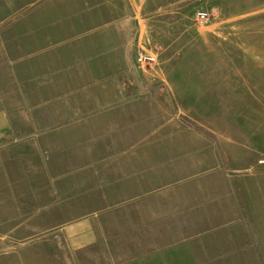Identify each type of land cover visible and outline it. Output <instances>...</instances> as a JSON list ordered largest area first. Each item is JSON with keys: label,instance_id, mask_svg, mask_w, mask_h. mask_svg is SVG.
Returning <instances> with one entry per match:
<instances>
[{"label": "crops", "instance_id": "1", "mask_svg": "<svg viewBox=\"0 0 264 264\" xmlns=\"http://www.w3.org/2000/svg\"><path fill=\"white\" fill-rule=\"evenodd\" d=\"M54 4L56 11L39 15L36 23L35 12L13 11L0 17L10 20L0 26V100L7 102L0 108V149L37 139L38 133L11 132L10 126L29 124L23 101L54 85L58 102L52 108L59 117L47 128L67 130L72 137L81 130L104 127L100 140L93 135V145L81 146L78 139L71 144L73 150L102 148L121 138L126 151L140 148L121 157L124 148L117 156L78 157L77 168L91 169L88 178H103L98 184L102 193L89 195L102 200L103 206L88 211L120 205L118 212L92 221L88 246L103 240L111 252L110 264L264 260V146L250 141L251 134L244 131L232 141L208 138L202 121L184 117L181 106L176 107L174 99L180 95L170 82L162 77L145 81L140 71L132 70L135 48L140 49L137 20L143 0H54ZM43 46L54 47L53 59L26 56ZM45 66L52 73L45 74ZM36 76L38 85L33 84L38 83ZM10 114L15 121L9 120ZM258 164L262 170H247ZM102 170L106 171L101 174ZM165 187L169 188L160 190ZM111 191L120 197L110 201V195H116ZM143 196L147 198L140 199Z\"/></svg>", "mask_w": 264, "mask_h": 264}, {"label": "rangeland", "instance_id": "2", "mask_svg": "<svg viewBox=\"0 0 264 264\" xmlns=\"http://www.w3.org/2000/svg\"><path fill=\"white\" fill-rule=\"evenodd\" d=\"M13 11L37 13L36 23L39 15L56 10L54 0H0V17ZM139 11L140 49L135 48L132 70L140 71L145 81L162 77L170 82L180 95L174 99L176 107L181 106L184 117L202 121L208 138L232 141L244 131L251 134L250 141L264 146V0H143ZM9 21L0 20V26L4 28ZM51 47H36L26 56L36 61L46 56L53 59L56 51ZM141 49L156 60L141 64L137 59ZM45 69V74L53 71L49 66ZM129 77L133 87L134 76ZM35 78L38 83L33 84L38 85L39 76ZM45 87L43 93L23 101L29 124L10 126L11 132L38 133L37 139L0 149V264H110L111 252L103 240L89 246L85 241L92 234V221L118 212L120 205L108 211H88L103 206L102 200L89 196L102 193L98 184L103 178H88L91 169L77 168L76 163L88 155L117 156L123 148L120 157L134 155L140 148L126 151L125 138H121L102 148L73 150L71 144L78 139L81 146L93 145V135L100 140L104 127L81 130L72 137L67 130L47 128L59 116L52 108L58 102L54 85ZM6 107V100H0V108ZM12 119L16 120L10 114ZM113 134L118 135L117 131ZM3 135L10 139V134ZM247 170L260 171L262 166ZM111 193L116 195H110V201L120 197L117 191Z\"/></svg>", "mask_w": 264, "mask_h": 264}, {"label": "built area", "instance_id": "3", "mask_svg": "<svg viewBox=\"0 0 264 264\" xmlns=\"http://www.w3.org/2000/svg\"><path fill=\"white\" fill-rule=\"evenodd\" d=\"M137 59L141 64L147 63V62H153L156 60V56L153 54L148 53L146 50L141 49L138 52Z\"/></svg>", "mask_w": 264, "mask_h": 264}]
</instances>
